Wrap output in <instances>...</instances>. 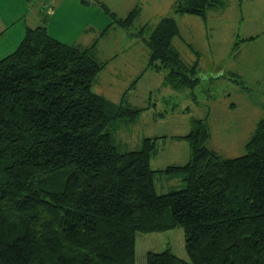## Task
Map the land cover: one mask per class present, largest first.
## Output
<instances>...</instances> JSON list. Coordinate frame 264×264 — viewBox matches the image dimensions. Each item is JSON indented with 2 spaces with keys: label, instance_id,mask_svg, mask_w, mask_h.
I'll list each match as a JSON object with an SVG mask.
<instances>
[{
  "label": "trees",
  "instance_id": "trees-1",
  "mask_svg": "<svg viewBox=\"0 0 264 264\" xmlns=\"http://www.w3.org/2000/svg\"><path fill=\"white\" fill-rule=\"evenodd\" d=\"M92 1L126 29L138 14L117 17ZM219 4L176 0L172 11L206 19ZM178 35L167 16L141 39L148 66L166 71L164 83L180 91L200 78L173 49ZM104 67L91 48L62 43L45 25L28 28L0 60V264H136L139 233L176 228L189 259L168 246L149 252L146 264H264V119L246 152L225 158L208 146V123L195 118L184 137L189 161L157 171L155 138L118 149L116 131L132 127L142 109L94 91ZM157 172L183 187L159 194Z\"/></svg>",
  "mask_w": 264,
  "mask_h": 264
},
{
  "label": "rangeland",
  "instance_id": "rangeland-1",
  "mask_svg": "<svg viewBox=\"0 0 264 264\" xmlns=\"http://www.w3.org/2000/svg\"><path fill=\"white\" fill-rule=\"evenodd\" d=\"M97 1L121 18L138 10L131 26L124 28L125 33L136 40L150 36L152 21H157L160 15L166 13L172 16L179 29V35L175 38L188 40L193 46H188V55L190 52L194 55L191 49L198 50L199 64L203 65H197L200 79L195 87L171 94L170 102L176 107L171 104L170 109L167 106V110L164 107L158 108L160 94L157 93L154 97L151 95V103L147 102L150 108L142 110L132 127L116 131L115 143L118 149L122 152L139 149L142 139L148 134L165 135L156 142L160 163L154 160L152 164L155 168L164 167L171 162L179 164L181 156L190 153V146L186 140L174 139L172 135L189 133L192 120L199 118L210 126L209 147L225 158L243 155L258 121L264 119V0H220L219 5L207 11L206 19L173 13L169 6L172 0ZM146 22L148 25L145 24L147 26L141 33V25ZM250 35H260V39L251 45L248 42ZM107 38L108 36H104L102 42ZM234 41L242 45L236 51V59L239 61L230 56V46ZM243 43L246 45L243 46ZM143 44L141 42L138 45L140 52L146 49V44ZM254 54L259 61L254 62L256 67L253 70H248L254 61ZM243 64L245 70L239 69ZM232 65L237 67L236 70ZM225 67H228L227 71L233 70L232 73L218 72ZM141 90L140 86L136 93L141 94ZM171 111H175V114L161 118V115ZM183 184L178 179L160 174L156 178L155 187L162 194L181 189ZM168 246L178 257L189 259L182 228L139 233L136 241V264H146L149 252H161Z\"/></svg>",
  "mask_w": 264,
  "mask_h": 264
},
{
  "label": "crops",
  "instance_id": "crops-1",
  "mask_svg": "<svg viewBox=\"0 0 264 264\" xmlns=\"http://www.w3.org/2000/svg\"><path fill=\"white\" fill-rule=\"evenodd\" d=\"M175 1L172 0V3L169 4L171 10ZM167 16L169 15L163 13L157 21H152V31L160 19ZM203 22L205 23L204 20ZM147 23L141 25V30L148 25ZM39 25H45L49 35L62 43L83 49L91 48L95 59L104 63L105 67L94 82L96 93L112 102H123L133 109L142 110L150 108V105L147 106V102L151 103V95L154 97L158 93L160 94V96L157 95L159 99L158 108L164 107V110H167V106L170 109L171 104L176 107L170 102V99L171 94H177L179 91L164 83L166 71H158L148 66L150 58L148 46L146 45L145 51L142 52L138 47L141 42H144L143 39L136 40L128 33L126 34V30L113 23L104 8L92 0H89L88 4L83 3L82 0H0V60L11 54L20 45L28 28ZM204 26L206 27V23ZM104 36H108V38L103 43ZM250 36L248 42L251 45L260 39V35ZM145 44L144 42L143 45ZM244 45L246 44L243 43ZM188 46L193 47L188 40L185 41L183 38H175L172 41L173 49L179 53L181 59L187 65L192 66L195 64L202 67L203 65L199 64L198 50L191 49L194 55L191 52L188 55ZM241 47L240 42L236 41L230 46V56L233 59H236L238 55L236 51L238 52ZM252 59L254 61L249 65L248 70H253L256 67L254 62L259 61L255 54L252 55ZM236 60L239 61V59ZM231 67L234 70L237 68L234 65ZM242 67H239V69L245 70V64ZM227 70L228 67H225V69H219L218 72L232 73L233 71ZM140 86L142 88L141 94H137L136 92L139 91ZM135 88L138 89L135 90ZM184 90L186 89L180 91ZM262 92L264 93L263 90ZM174 114L175 111H171V113L161 115V118L171 117ZM187 134H173L172 136L174 139L186 140L184 137ZM147 137L155 138L157 142L159 138L165 137V135L153 136L148 134ZM157 151L155 148L151 156V166L157 171L164 170L172 165H183L190 158V153L187 152L184 153V156H181L179 164L171 162L164 167L155 168L152 162L155 160L160 163L161 159L157 157ZM160 174L163 175L164 173L157 172L155 174V184L156 178ZM170 177L182 181L179 177Z\"/></svg>",
  "mask_w": 264,
  "mask_h": 264
}]
</instances>
